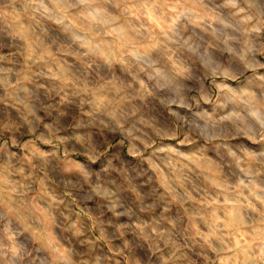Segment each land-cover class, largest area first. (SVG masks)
Listing matches in <instances>:
<instances>
[{
	"label": "clouds",
	"instance_id": "1",
	"mask_svg": "<svg viewBox=\"0 0 264 264\" xmlns=\"http://www.w3.org/2000/svg\"><path fill=\"white\" fill-rule=\"evenodd\" d=\"M5 16L13 39L59 42L37 71L31 44L0 53V102L17 113L0 138L24 150L0 144V264H103L52 183L119 254L129 232L156 264L185 259L172 205L199 203L207 230L193 243L207 264H264V0H0ZM209 159L215 192L177 182Z\"/></svg>",
	"mask_w": 264,
	"mask_h": 264
},
{
	"label": "rangeland",
	"instance_id": "2",
	"mask_svg": "<svg viewBox=\"0 0 264 264\" xmlns=\"http://www.w3.org/2000/svg\"><path fill=\"white\" fill-rule=\"evenodd\" d=\"M21 23L27 24L26 21L21 19ZM10 24H14V22L8 18V17H0V53H3L5 55L15 52L16 47L20 46L23 50L28 51V45L31 44V51L34 52V54L37 57H43L42 60H40V64L33 68V71L40 70V67L51 59L50 56H44L46 50L51 49L52 54L56 53V45L59 42L57 39V35L55 33L49 32L47 35H40L39 32H37L38 39L36 37H30L28 39L16 36L15 39H13L12 36L9 35V33L13 32V28L9 27ZM19 57H13V59H17ZM258 59L261 62H264V56L258 57ZM261 72H264V69H260ZM252 75V73H246V77ZM244 77V78H246ZM243 79V78H242ZM17 113L15 110L11 107L10 104L2 103L0 102V121L7 123L11 120H14L16 118ZM19 136V133H17ZM12 133L11 132H4L3 138H0V144H3L7 142L8 148H10L13 152H19L21 155H24L23 150V142L20 143L19 146L13 145L11 142ZM33 137H24L23 140H32ZM174 143V141H170ZM39 143V142H37ZM117 142H113V148L109 150V155L111 154V151L115 150V144ZM40 148H46L48 145L40 144ZM126 156H128L127 150H125L124 153ZM3 157V153L0 152V158ZM105 157H101V160L96 161L95 164L91 160H88L86 157L81 155H75L73 157L74 160L83 161L84 163L93 164V166L98 165L99 163H102L103 159ZM128 159L136 160V157L128 156ZM215 160L209 159L207 161L201 162L199 165H192L191 170L185 169V172L183 176H181L178 179V183H182L184 187H186L189 191H192L193 188L196 189H205L210 192H215L216 189L212 186L211 179L215 177ZM63 166V165H61ZM67 174H74L73 172H68ZM41 175H43V172H41ZM155 176V173H154ZM54 188L55 193L62 195L65 204V206L61 207V211L65 213L66 216L70 214V219L74 220L76 217H79L80 221L84 225L86 229V234L92 236L93 239L97 241L98 247L94 250V255L99 252H103L104 259L103 264H135V261L137 258H139L143 264H156L157 257L152 255L149 251L147 246L144 244L142 240L139 239L138 236L135 234L125 232L124 238L128 239L129 242L132 245V252L128 253L125 252L123 254H119L115 250V246H110L108 243H106L104 240L99 239L100 232L96 227V220H95V214L90 212L89 210H83L84 206L81 205L78 198H75L73 196L68 195L64 188L60 186L58 183H52L50 186V190ZM164 189L160 188L159 192H156L155 195H159L160 192H163ZM194 196H196V199L199 200L200 196L196 195V193H193ZM150 198V197H148ZM68 201H72L71 204H68ZM221 203H223V200H221ZM173 212H175L176 209H179L178 217L180 222L179 231L181 232V236L179 237V242L181 244L185 243V240H187L188 247L185 249L186 252V258L181 259L177 261V264H207V262L204 260V258L199 254L201 249L199 248L198 244L193 243V238L198 239L196 237V231L197 229H200L201 231H206V216H204L203 212V205L199 203H192L189 205H179L176 203H173L172 205ZM221 216L224 215V212L221 211L219 213ZM106 215V214H105ZM115 219H120L119 217H116ZM150 222H155L150 221ZM112 225H107L106 227H111ZM169 228L171 227V224L167 225ZM127 226H125L126 228ZM53 237L55 238V242L58 243H67L69 233L63 232L62 229H53ZM60 235H57V234ZM75 239V237H73ZM116 243H119L117 241ZM40 245H37L39 247ZM35 254V253H34ZM46 255V250H42V253Z\"/></svg>",
	"mask_w": 264,
	"mask_h": 264
}]
</instances>
